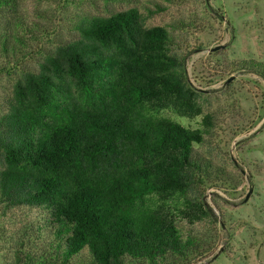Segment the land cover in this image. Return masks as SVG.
Masks as SVG:
<instances>
[{
	"label": "trees",
	"instance_id": "trees-1",
	"mask_svg": "<svg viewBox=\"0 0 264 264\" xmlns=\"http://www.w3.org/2000/svg\"><path fill=\"white\" fill-rule=\"evenodd\" d=\"M20 2L0 0V215L40 214L0 225L3 264L202 262L186 226L214 220L204 194L219 173L196 149L213 117L190 129L160 115L204 113L170 31L138 8L82 13L51 46L45 15ZM235 66L264 78V62Z\"/></svg>",
	"mask_w": 264,
	"mask_h": 264
},
{
	"label": "rangeland",
	"instance_id": "rangeland-1",
	"mask_svg": "<svg viewBox=\"0 0 264 264\" xmlns=\"http://www.w3.org/2000/svg\"><path fill=\"white\" fill-rule=\"evenodd\" d=\"M130 8L139 9L147 26L170 31L174 50L187 56L189 78L202 93L203 115L189 118L170 109L160 115L190 129H205L204 117H213L205 143L196 149L219 173L214 177L217 186L204 194L214 220L186 226L209 249L199 264H264V78L235 71L243 60L264 62V0L20 2L21 12L32 17L45 15L54 33L52 43L48 42L51 46L75 35L71 27L76 14L107 15ZM6 84L8 80L2 79L0 93ZM38 214L36 210H16L7 217L0 215V225L12 234L27 216ZM232 253L235 258H228ZM7 257L0 241V264Z\"/></svg>",
	"mask_w": 264,
	"mask_h": 264
},
{
	"label": "water",
	"instance_id": "water-1",
	"mask_svg": "<svg viewBox=\"0 0 264 264\" xmlns=\"http://www.w3.org/2000/svg\"><path fill=\"white\" fill-rule=\"evenodd\" d=\"M218 256H219V255H217L215 258H217ZM215 258H214V259H215Z\"/></svg>",
	"mask_w": 264,
	"mask_h": 264
}]
</instances>
